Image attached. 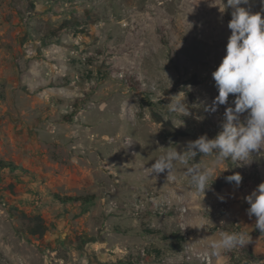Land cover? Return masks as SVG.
Segmentation results:
<instances>
[{
    "label": "rangeland",
    "instance_id": "obj_1",
    "mask_svg": "<svg viewBox=\"0 0 264 264\" xmlns=\"http://www.w3.org/2000/svg\"><path fill=\"white\" fill-rule=\"evenodd\" d=\"M212 3L0 0V159L21 168L0 171V264H264L245 200L264 182V153L243 167L198 154L190 164L220 174L204 198L179 162L149 175L168 147L214 138L233 104L202 107L218 95L212 72L231 34L232 9ZM245 7L264 13L261 0ZM66 19L83 25L52 35ZM180 91L189 116L168 111ZM233 172L238 188L224 179ZM22 212L41 214L46 233L23 232ZM225 231L252 241L212 256Z\"/></svg>",
    "mask_w": 264,
    "mask_h": 264
},
{
    "label": "clouds",
    "instance_id": "obj_2",
    "mask_svg": "<svg viewBox=\"0 0 264 264\" xmlns=\"http://www.w3.org/2000/svg\"><path fill=\"white\" fill-rule=\"evenodd\" d=\"M212 4L219 7L220 13L232 9L228 22L231 34L226 44V54L212 72L218 95L210 104L205 102L202 107L207 113H215L220 105L228 104L230 94L234 97L233 104L225 108L220 130L214 138L201 135L187 141L182 151H177V147H168L166 152L154 159L149 172L150 176H158L165 171L168 174L179 162L185 166L190 184L195 191L204 194L203 198L220 174L213 179L211 169L199 163L190 164L198 154L214 156L218 162L230 160L232 164L243 167L249 166L256 155L264 153V13L245 7L250 0H220V3ZM261 4H264V0H261ZM181 92L170 97L174 99H170L168 111L189 116V105L186 96H180ZM224 179L238 188L243 177L241 173L233 172ZM218 198L224 201L223 196ZM245 200L250 205L246 210L247 215L256 218L254 228L264 234V182L247 194ZM203 227V224L199 226ZM251 241L250 233L225 231L218 239L209 241L208 248L212 256L219 257L225 252L245 248Z\"/></svg>",
    "mask_w": 264,
    "mask_h": 264
},
{
    "label": "trees",
    "instance_id": "obj_3",
    "mask_svg": "<svg viewBox=\"0 0 264 264\" xmlns=\"http://www.w3.org/2000/svg\"><path fill=\"white\" fill-rule=\"evenodd\" d=\"M83 24L80 20H72V19H66L64 20L60 25H58L56 28H54L51 32L52 35H58V33L63 29H68L71 27H81ZM83 29V28H80ZM83 31V30H80ZM148 105L155 106L154 102H151L147 100ZM21 168L14 164L11 161L0 159V171L9 170L12 172H17ZM8 188L12 193L17 192L16 185L9 184ZM54 197L61 202L62 204H67L69 202H80L84 205H89L93 203L95 196H65L61 194H54ZM86 210V209H84ZM26 221L27 224L23 230L26 234L33 235V236H43L46 231L48 230V227L46 225V221L43 218V216L39 213H24L22 212L20 214Z\"/></svg>",
    "mask_w": 264,
    "mask_h": 264
}]
</instances>
